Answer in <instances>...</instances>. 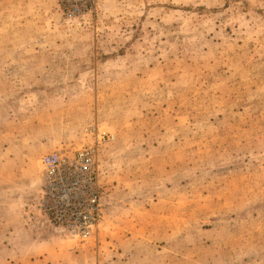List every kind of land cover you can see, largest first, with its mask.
<instances>
[{
    "label": "rangeland",
    "instance_id": "rangeland-1",
    "mask_svg": "<svg viewBox=\"0 0 264 264\" xmlns=\"http://www.w3.org/2000/svg\"><path fill=\"white\" fill-rule=\"evenodd\" d=\"M0 0V264H264V0ZM93 147L85 238L42 157Z\"/></svg>",
    "mask_w": 264,
    "mask_h": 264
},
{
    "label": "built area",
    "instance_id": "built-area-1",
    "mask_svg": "<svg viewBox=\"0 0 264 264\" xmlns=\"http://www.w3.org/2000/svg\"><path fill=\"white\" fill-rule=\"evenodd\" d=\"M70 4H75L70 0ZM43 186L39 207L58 231L85 238L100 216L102 191L97 185L93 147L60 148L42 157Z\"/></svg>",
    "mask_w": 264,
    "mask_h": 264
}]
</instances>
